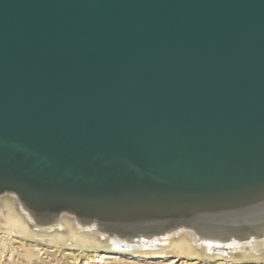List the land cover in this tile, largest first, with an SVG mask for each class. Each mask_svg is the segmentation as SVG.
Instances as JSON below:
<instances>
[{"label":"water","instance_id":"water-1","mask_svg":"<svg viewBox=\"0 0 264 264\" xmlns=\"http://www.w3.org/2000/svg\"><path fill=\"white\" fill-rule=\"evenodd\" d=\"M184 222L264 199V0H0V194Z\"/></svg>","mask_w":264,"mask_h":264},{"label":"bare ground","instance_id":"bare-ground-1","mask_svg":"<svg viewBox=\"0 0 264 264\" xmlns=\"http://www.w3.org/2000/svg\"><path fill=\"white\" fill-rule=\"evenodd\" d=\"M242 205L228 214L216 208L186 211L184 222L120 223L69 210H36L7 191L0 194V261L16 252L20 264H121L126 256L161 259L164 250L198 261L264 260V199Z\"/></svg>","mask_w":264,"mask_h":264},{"label":"rangeland","instance_id":"rangeland-1","mask_svg":"<svg viewBox=\"0 0 264 264\" xmlns=\"http://www.w3.org/2000/svg\"><path fill=\"white\" fill-rule=\"evenodd\" d=\"M15 246L18 247V246H21V242H18L15 243ZM163 253V254H160L161 259H157L159 258V255L158 256H155V255H152V254H148L147 256H145L146 258L144 259L143 256L142 257H139V258H134L133 257H125L122 259L123 262H121V264H264V260H259L257 262H249V261H241V260H238V259H232L230 258L229 260H223V259H219V258H214V259H208L206 258V260L202 261H198V260H192V259H189L187 257H181V256H177L176 254H174L171 250L170 251H159V253ZM154 257V258H153ZM172 258V259H171ZM128 259V260H127ZM144 260V261H143ZM165 260V261H164ZM189 261V262H188ZM69 264L70 261H68ZM68 262L64 261V262H61V263H64V264H67ZM171 262V263H170ZM207 262V263H206ZM227 262V263H226ZM262 262V263H261ZM20 264L19 263V259H18V256H17V253L15 252L13 258L11 260H8V256H6L5 258H3L1 261H0V264Z\"/></svg>","mask_w":264,"mask_h":264}]
</instances>
